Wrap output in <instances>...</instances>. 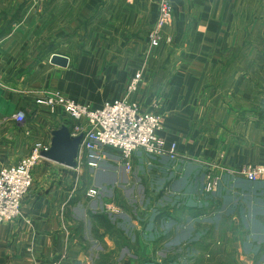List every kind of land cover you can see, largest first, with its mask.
Masks as SVG:
<instances>
[{
	"label": "crops",
	"instance_id": "crops-1",
	"mask_svg": "<svg viewBox=\"0 0 264 264\" xmlns=\"http://www.w3.org/2000/svg\"><path fill=\"white\" fill-rule=\"evenodd\" d=\"M160 1L0 0V172L38 142L76 165V122L38 100L60 92L98 110L126 99L159 116L158 135L177 146L176 164L152 163L171 174L163 199L193 203L148 211L150 225L126 240L127 229L96 227L97 208L108 207L98 176L141 181L120 176L119 152L105 149L99 169L43 161L21 217L0 225V264H264V181L240 176L264 164V0H170V41L153 48ZM141 152L134 164H148ZM210 166L231 175L204 194L200 171Z\"/></svg>",
	"mask_w": 264,
	"mask_h": 264
},
{
	"label": "built area",
	"instance_id": "built-area-1",
	"mask_svg": "<svg viewBox=\"0 0 264 264\" xmlns=\"http://www.w3.org/2000/svg\"><path fill=\"white\" fill-rule=\"evenodd\" d=\"M172 18L173 8L170 0H161L159 18L149 35L151 47L159 48L164 41H170L164 39L162 31L171 23ZM141 80L142 74L138 73L130 82L128 92H136ZM38 104L46 105L52 110L60 108L76 122L72 137L80 140L77 162L73 166L64 165L72 170H79L84 164L90 169H99L104 160L105 149L120 153L121 164L128 173L132 170L133 157L139 151L155 158L179 160L176 144L168 145L166 140L158 135L162 127L161 118L142 112L137 104L126 99L106 104L102 109L92 110L89 106L77 104L56 92L38 100ZM15 120L18 123L23 122V114H17ZM50 152L48 145L38 142L31 154L19 165L0 172V225L21 217L22 202L33 185V171L41 162L49 161L63 165L51 159ZM216 169L213 166L207 167L204 179V190L207 194L215 193L224 174H230L227 169H223L222 174ZM240 176L250 183L264 181V164L249 168ZM97 194L96 189L89 191L92 198Z\"/></svg>",
	"mask_w": 264,
	"mask_h": 264
},
{
	"label": "rangeland",
	"instance_id": "rangeland-1",
	"mask_svg": "<svg viewBox=\"0 0 264 264\" xmlns=\"http://www.w3.org/2000/svg\"><path fill=\"white\" fill-rule=\"evenodd\" d=\"M140 154L141 155L139 156L144 157L145 158L144 160H147L148 164L147 163L134 164L135 161L133 159L132 170L130 173L119 172L120 176H124V178L127 177L130 178L134 176L140 177L141 181H139L138 185L131 186V184L125 183V184H118L115 186H111V184H109L110 181L106 179L107 175L105 176L102 174L98 176L99 180L102 181V184L106 186L108 190L104 192L105 195L104 201L108 205V207L104 206L103 208H101L98 206L99 207V209L97 208V210L99 211L98 214H101L102 217L96 219L98 220V224L96 225V227L105 228L109 233L113 235H119L120 232H123V230L127 229L128 230L127 234L126 235H124V233L122 234L124 238H128L126 240H129L132 227L140 225L141 227H144L143 230H145L146 225L151 223L150 219L147 220L146 214L148 211H153V210L162 211L163 209H167V208L181 209L187 206L186 204H188V206L193 207L192 202L183 201V200L179 201L175 197L171 198L174 199L171 201H169L168 199L167 200L163 199L164 192L162 190L165 187L163 183L167 175L171 177V174H168L170 172L167 173L164 170L153 167L152 165V163H154L153 161L161 160L162 158H155L149 154H146L145 152H141ZM177 161L179 160L171 161V162L172 164H176ZM200 172L203 179H205V175L207 173V167L201 169ZM153 181L154 183H152ZM150 183H152V185ZM204 184H205V180L203 182L201 190L204 194H206L204 190ZM219 189L220 187L217 189L216 192H218ZM93 207L94 205L92 204V208ZM92 210L95 211L96 209L93 208ZM103 215L107 216V219H105ZM125 243L122 242V244ZM127 250L130 251L129 248H127ZM102 252L103 250L100 249L98 250L91 249V253H93V255H99ZM107 256L111 257L110 254H107Z\"/></svg>",
	"mask_w": 264,
	"mask_h": 264
},
{
	"label": "water",
	"instance_id": "water-1",
	"mask_svg": "<svg viewBox=\"0 0 264 264\" xmlns=\"http://www.w3.org/2000/svg\"><path fill=\"white\" fill-rule=\"evenodd\" d=\"M80 143V140L78 141V145ZM49 157L59 163H62L63 165H66V166H73V163L71 161H65V160H61L59 159L58 157H56L53 153V151L51 150L50 154H49Z\"/></svg>",
	"mask_w": 264,
	"mask_h": 264
}]
</instances>
